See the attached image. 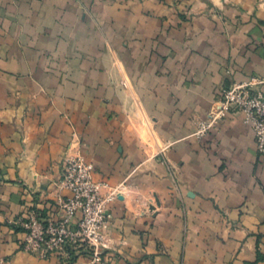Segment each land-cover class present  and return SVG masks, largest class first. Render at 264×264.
Masks as SVG:
<instances>
[{
    "label": "crops",
    "instance_id": "1",
    "mask_svg": "<svg viewBox=\"0 0 264 264\" xmlns=\"http://www.w3.org/2000/svg\"><path fill=\"white\" fill-rule=\"evenodd\" d=\"M252 76L264 0H0V264H69L25 253L17 221L69 197L61 164L78 155L127 186L106 264H264L251 129L228 114L195 135L219 89Z\"/></svg>",
    "mask_w": 264,
    "mask_h": 264
},
{
    "label": "built area",
    "instance_id": "2",
    "mask_svg": "<svg viewBox=\"0 0 264 264\" xmlns=\"http://www.w3.org/2000/svg\"><path fill=\"white\" fill-rule=\"evenodd\" d=\"M218 94L217 107L198 124L195 135L211 131L228 114H240L252 131L257 152L264 154V76L223 86ZM94 170L80 155L63 160L57 187L67 191L69 197H58L54 211L48 215L31 205L26 216L17 221L25 253L69 262L71 253L75 256L83 252L90 256V264H106L102 255L110 249L108 207L128 190L125 183L94 180Z\"/></svg>",
    "mask_w": 264,
    "mask_h": 264
},
{
    "label": "trees",
    "instance_id": "3",
    "mask_svg": "<svg viewBox=\"0 0 264 264\" xmlns=\"http://www.w3.org/2000/svg\"><path fill=\"white\" fill-rule=\"evenodd\" d=\"M74 255L71 253V255H70V259H69V264L74 260Z\"/></svg>",
    "mask_w": 264,
    "mask_h": 264
},
{
    "label": "rangeland",
    "instance_id": "4",
    "mask_svg": "<svg viewBox=\"0 0 264 264\" xmlns=\"http://www.w3.org/2000/svg\"><path fill=\"white\" fill-rule=\"evenodd\" d=\"M145 209H146V210H148V209H147V206H146V208H145ZM150 209H152V210H153V208H150Z\"/></svg>",
    "mask_w": 264,
    "mask_h": 264
}]
</instances>
